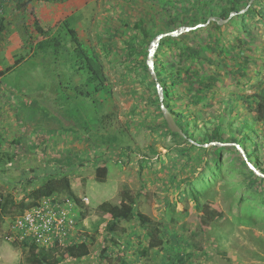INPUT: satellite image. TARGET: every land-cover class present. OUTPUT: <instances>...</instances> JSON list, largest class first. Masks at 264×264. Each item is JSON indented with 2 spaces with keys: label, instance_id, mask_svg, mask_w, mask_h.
I'll use <instances>...</instances> for the list:
<instances>
[{
  "label": "rangeland",
  "instance_id": "obj_1",
  "mask_svg": "<svg viewBox=\"0 0 264 264\" xmlns=\"http://www.w3.org/2000/svg\"><path fill=\"white\" fill-rule=\"evenodd\" d=\"M221 3L225 0H80V10L70 23L73 21L89 54L104 66L107 90L103 92L95 93L88 86L82 71L68 61L70 55L63 49L58 53L55 48H49L44 56L50 59L46 60H40L39 55L33 61L25 60V56L18 54L13 61H0V77L5 76L0 80L1 87L13 86L11 79L16 68L22 70L27 66L43 74L59 75L58 79L80 81V92L74 96L80 134L83 142L91 140L95 146L93 152L81 151L75 164L69 167L76 186L74 196L86 197L89 203L83 204L80 220L83 240L78 252L61 264H264V187L253 184L246 174L245 164H252V160L233 149L224 150L218 174L210 172L199 183L201 174L208 169L205 159L210 161L215 156L192 149L190 144L196 143L193 138L199 144L213 141L216 127L224 135L223 141L241 144L238 135L241 124L250 122L256 132L247 135L259 143L255 153L264 167V139L259 136L264 132V123H256L252 107L235 97V92L242 96L264 95V22L248 19V35L234 27L222 29L225 42L222 47L227 52L230 47L237 48L239 53L235 54H242L238 60L231 56L229 63L243 67V57L250 59L248 68H243L248 73L246 82L251 84L228 90L221 81L199 106L181 104L185 111L190 110L197 117L198 135L193 138L182 134V137L172 136L163 128L154 86L143 69L153 36L178 27L204 25L205 12L217 11ZM34 14L32 11L28 15L31 22L36 20ZM174 18H178L177 26L171 24ZM201 29L186 44L196 46L200 42L206 57L208 49L204 42L209 32ZM211 32L219 36L217 30ZM60 34L63 44L74 49L67 30L63 28ZM135 46L141 50H135ZM168 53L165 58L176 64L183 60L182 56L178 57L177 46ZM214 72L220 76L214 66L202 69L203 74ZM43 78L38 77V81ZM36 79L34 84L38 83ZM17 83L24 85L25 76H18ZM65 91L62 87L58 95L60 102L68 104L62 98ZM232 106H236L235 111ZM252 142L247 143L250 152L254 148ZM1 159L0 198L13 201L14 206L0 225V264H29L20 242H10L7 236L13 218L32 202L31 189L14 186V183L24 184L27 176L8 173L11 170L8 159L4 156ZM2 177L9 180L4 181ZM190 182L202 189L198 199L201 206L207 203L218 206L224 213L223 218L210 222L203 217L190 195ZM206 185L208 188H203ZM126 190L136 199L137 214L148 218L150 229L157 236H149L138 217L123 221L116 233L106 232L108 216L100 211V205L120 204L121 192Z\"/></svg>",
  "mask_w": 264,
  "mask_h": 264
},
{
  "label": "trees",
  "instance_id": "obj_2",
  "mask_svg": "<svg viewBox=\"0 0 264 264\" xmlns=\"http://www.w3.org/2000/svg\"><path fill=\"white\" fill-rule=\"evenodd\" d=\"M249 1L250 0H225L224 4L221 3L220 6L217 7V11H215V9H210L209 11L205 12V26L201 27L203 29H200L202 31L205 29L209 32L208 39L204 42L205 47L208 49V52L205 53L206 57H203V46H199L200 42H198L196 46H190L186 44V41L191 38V35L199 34L198 28L196 30H193L191 33H184L178 37H167L163 39L160 43V47L155 57V68L158 76V81L164 91V104L172 113L183 135L187 136L188 138H193L198 135V127L196 128L198 120L192 111H185L181 104L186 107L191 105L199 106L200 104H202L205 97L214 93L215 87L217 86V84H219V82H221L222 73H225L227 77L232 80L231 84L237 88L251 84V82L249 81L246 82V79L248 78V76L246 75L248 73L245 72L243 68H248L250 59H248L247 56L243 57V61L241 63L243 67H240V65L236 64L231 65L228 59H230L232 56L236 58L233 60H238L240 59L242 54H239V56L235 54L239 53L238 51H236L237 48H234L233 50V47H230L229 52H227V50L222 47V42L225 43L224 40H222V38L224 37L222 29L224 27H226L227 29H232L234 27L235 30L242 32L244 31L245 34L248 35V19H253L255 21L261 20L264 22V0H258L254 2V4L249 8L246 13L230 17L233 12L238 13L245 9L248 6ZM211 17H216L218 20L228 21L224 24H219L218 22H211L207 24ZM177 23L178 18H174L171 22L173 26H177ZM62 25L63 26H61V29L64 28L69 33L70 39L74 45V49L70 50L67 48L66 45L63 44L60 30L51 41L43 42L39 45L38 48L41 49L44 54H46V52H49V48H55V51L58 53H61V49H63V51L68 52V54L70 55L68 61L71 64L78 66V68L84 74L88 86H91L95 93L106 91L107 78L104 73V66L102 62L99 61L95 56H91L89 54L88 50L83 46L80 38L78 37L77 30L72 26L69 19H66L62 23ZM134 27L140 29L139 24H135ZM3 28V22L0 17V34L4 30ZM212 30H217L219 32V36L215 37L211 32ZM144 33L146 35H149V33L147 32ZM155 37L156 36H153V39ZM152 41H150V44ZM170 46L171 48H169ZM175 46L178 47V50L180 52L178 57H183V60L177 62L178 64L170 61L168 58H165L166 56H169L168 51H171L172 48ZM166 47L168 48L167 50H165ZM135 50L141 49L135 46ZM147 57L148 52L144 58L143 69L147 76H149L151 83L154 86L158 110L164 121L163 128H165L167 132L172 136L182 137L181 134L172 132L164 119L156 82L152 78V75L150 74L146 63ZM192 58L195 60L193 61ZM200 62L204 63V65H202V63ZM141 65L142 61L140 62L139 66ZM213 66L219 70L220 76L217 74V72L209 74L202 73V69H210V67ZM235 97L238 99V101L247 102L248 106L252 107L251 109L255 113L254 121L256 123H264V95L252 94L248 96H242L239 92H237L235 93ZM232 109L233 111H235L236 106H232ZM235 115L238 116L237 114ZM241 127L242 131H240L238 135L240 136L242 143L238 145L244 150L246 157L249 160H252L253 166L264 174V167L260 163V158L255 153L259 143L255 141L253 137L247 135L250 132H256L254 124L250 122H244L241 124ZM229 128L232 129L233 125H229ZM259 136L260 138L264 139V132H262V134ZM223 138L224 135L220 133L219 127H216L213 134V141L204 144H199V142H197V140L193 138V141H195L196 143L190 142L192 149L204 152L208 155L214 154L215 156L214 159H211L210 161H208L207 158L205 159L207 166L206 168L208 169L201 174V180L199 181V183L204 182L205 179L208 177V173L210 172L213 174H218V172L220 171V159L222 151L233 149L235 152L241 154L236 146L229 147L212 145L209 147H204V145L213 142L230 144L226 141H223ZM250 140L253 141L252 143L254 146L251 152L248 150L249 148L247 147V143ZM182 151L183 153H185V150ZM245 165L248 170L246 174L251 179L250 181H252V183L255 185L259 184L264 187V178L257 176L254 171L249 167L247 162ZM61 174L63 175L65 173ZM49 176L39 187H32L29 194L30 198L32 199V202L28 204L27 209H25V211L39 204L42 199L53 197L56 195H68L73 197L74 199H78V197L74 196L73 194L72 179L70 174H65L63 176ZM190 184V195L196 200V206L201 209L203 217L207 218L210 222H215L223 218L224 213L218 206L212 207L209 203L205 204L204 206H201L198 199H200V197L202 196V189H200L196 184L194 185L193 182H190ZM203 188L207 189L208 185L203 186ZM121 195L122 201L120 202V204L114 205L109 202H104L100 205V211L108 216L106 232L108 234L116 233L120 229V225L123 221H132L138 217L141 226L143 227V229L147 230L148 235L157 236L155 232L151 231L149 225L150 221L148 220V218L137 214L136 199L131 196L130 192L127 190L122 191ZM262 198H264V192L262 193ZM13 206V201L3 200L1 202L0 225L4 221V216H7L8 214L12 213L11 208ZM174 240H176V238ZM159 242H162V239L159 238ZM20 244L21 248L27 253L26 261L29 264H61L70 256H74L75 253L78 252L79 248V245H72L65 251L59 252L57 250H47L45 248H40L29 241H23ZM103 253H105V250L103 251ZM122 264L127 263L122 262Z\"/></svg>",
  "mask_w": 264,
  "mask_h": 264
},
{
  "label": "crops",
  "instance_id": "obj_3",
  "mask_svg": "<svg viewBox=\"0 0 264 264\" xmlns=\"http://www.w3.org/2000/svg\"><path fill=\"white\" fill-rule=\"evenodd\" d=\"M80 5V0H0V17L4 26L0 34V61H13L18 54L30 61L37 55L40 60L50 59L41 54L39 45L51 41L62 30L66 19H74ZM32 11L35 22L28 17ZM71 23L74 27L73 21ZM19 69L16 68L11 79L13 86H0L1 157L8 159L11 168L8 173L27 176L24 184L14 183V186L30 190L39 187L41 180L50 174H73L69 167L75 164V158L81 151L89 149L93 152L95 142H83L80 134L78 108L74 107V96L80 92L81 86L78 79H58L59 75L43 74L28 66ZM18 76H25L24 85L18 86ZM38 77L47 79L38 81ZM34 78H37V84H34ZM221 81L228 90L238 89L225 73H222ZM56 87L66 88L62 98L68 104L60 102V89ZM80 170L87 172L88 167ZM74 185L72 181V189L76 191Z\"/></svg>",
  "mask_w": 264,
  "mask_h": 264
},
{
  "label": "built area",
  "instance_id": "obj_4",
  "mask_svg": "<svg viewBox=\"0 0 264 264\" xmlns=\"http://www.w3.org/2000/svg\"><path fill=\"white\" fill-rule=\"evenodd\" d=\"M88 203L86 197L74 199L68 195H56L44 198L36 206L13 218L7 239L20 243L29 241L40 248L59 252L79 245L83 240L80 234L83 204Z\"/></svg>",
  "mask_w": 264,
  "mask_h": 264
},
{
  "label": "water",
  "instance_id": "obj_5",
  "mask_svg": "<svg viewBox=\"0 0 264 264\" xmlns=\"http://www.w3.org/2000/svg\"><path fill=\"white\" fill-rule=\"evenodd\" d=\"M256 1H258V0H250L248 6L245 9H243L242 11H240L238 13L237 12H233L230 17H234V16H236L238 14H244V13H246L249 10V8ZM227 21L228 20H218L216 17H211L209 19V21H208L207 24H209L211 22H218L219 24H224ZM204 26L205 25H198L196 27H180L177 30H174L172 32L159 34L158 36H156L153 39V41L151 42V44L149 45V48H148V57H147V62L146 63H147L149 72L152 75V78L156 82L157 91H158V95H159V100H160V103H161V110L163 112L164 119L167 122L168 127H169V129L172 132L180 133L182 135H183V133H182L180 127L177 125V123H176V121H175L172 113L169 111V109L164 104L165 96H164L163 88H162L161 84L158 81V76H157L156 68H155V57H156L157 51H158V49L160 47V43H161V41L163 39H165L167 37H178V36H181L184 33L191 32L193 30H196L197 28H201V27H204ZM212 145H219V146H230V145H234V146L237 147V149L239 150V152L246 158V155H245L244 150L239 145H236V144H223V143L213 142V143L204 145V147H209V146H212ZM248 165L254 171V173L257 176H259L261 178H264V174L260 170H258L257 168H255L250 163H248Z\"/></svg>",
  "mask_w": 264,
  "mask_h": 264
}]
</instances>
